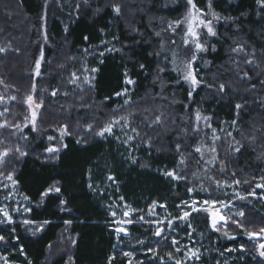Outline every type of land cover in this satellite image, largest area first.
<instances>
[{
    "label": "trees",
    "instance_id": "1",
    "mask_svg": "<svg viewBox=\"0 0 264 264\" xmlns=\"http://www.w3.org/2000/svg\"><path fill=\"white\" fill-rule=\"evenodd\" d=\"M113 3L121 5L120 16L114 15ZM197 3L205 8L207 0H197ZM43 7L44 0H0V48L5 49L0 52V80L4 81L0 84V93L16 96V101L7 105L10 110L7 118L20 122L28 115L24 100L33 91L37 101H43L39 132L25 129L29 140L26 144L21 142L28 155L18 160L10 157L0 168L5 174L13 172L19 194L29 198L28 208L32 209L24 215L15 216L13 224H0V235L6 237V242H0V250L8 264H28V260L32 264H108L110 256L115 257L112 264H128L129 259L132 264H160L151 253L146 252L147 245H136V238L153 243L159 240V255L167 261L168 252H173L177 258L182 256L169 247L173 236L180 241L181 247H192L195 241L200 242L203 264H217V261L220 264H264L254 242L249 241L235 226L232 234L236 239L227 241L211 229L210 218L205 213H193L191 216L190 222L195 229L191 239L186 234L190 231L187 226L180 232L177 230L181 228L179 222L174 225L176 231L165 232L169 237L167 241L153 237L149 225L141 222L128 225L130 236L118 241L113 231L116 225L111 223L114 218L108 208L112 204L122 205L119 197L123 196L124 202L132 209L142 210L134 214L135 218L143 215L145 220H155L147 214L153 201L167 205L166 210L158 207L157 214H160L157 219L169 214L172 217L181 215L176 205L190 199L187 188L191 185L172 181L163 176L161 170L176 166L177 135L185 126L184 120L199 108L204 114L212 116V124L217 129L223 127L233 131L229 124L234 119L238 120L239 132L233 131V135L244 147L239 153L231 155L226 154L225 148H219L227 169L221 173L219 169L208 166L209 175L232 184L231 174L235 172L236 179L249 181L228 187L229 195L223 200L235 201L233 212L238 209L245 211V224L250 230L264 227V189H255L254 196L259 197L257 200L248 195L256 184L264 183L260 179L264 176V107L259 103L264 98V89L258 83L264 79V60L260 59L264 54V13L260 12L255 0H213L215 11L230 19L219 25V35L214 41L216 51L209 50L205 59L211 63L200 73L209 85L224 82L229 86L226 94L220 96L202 85L193 93L192 101L187 97L186 85L181 83L174 87L176 77L170 71L156 79L158 58L155 53L160 51V40L154 33L159 30L161 20L181 16L185 11L184 3L166 7L164 0H73L72 6L65 8L61 14L57 8H52L47 25L49 44L45 49L42 77L34 81L31 67L40 56L38 39ZM76 8L78 11H75ZM113 36L119 37V40H113ZM102 40L111 42L107 44L108 48L115 47L121 51H106ZM236 43H245L249 50L255 49L260 67H244L253 77L251 83L257 85L256 91L248 90V83L238 81L231 70L230 49ZM101 51L105 52L103 57L99 56ZM141 63L145 65V70L140 69ZM83 68L97 69L92 76L94 79L91 78L88 86L72 87L69 82L71 74L77 72L80 75ZM126 70L136 81L134 85L124 83ZM162 87L163 95L167 97L165 100L158 97ZM124 88H128L132 100L138 102L130 112L139 113L134 124L152 138L150 152L141 144L138 150L130 153L117 141L111 138L102 140L87 130L88 124L99 127L114 115L112 110L123 103V98L115 93ZM54 91L56 95H52ZM153 96L157 97L154 101L151 99ZM238 103L244 107L237 116L235 105ZM185 105H190L187 111ZM145 108L153 112L157 109L165 111L175 124L170 122L165 131L145 128L141 123L143 116L151 114L144 113ZM123 111L128 113V109ZM123 111L116 115H121ZM178 121L180 125L177 127ZM65 125L70 134L61 141L59 130ZM255 129L260 131H255L257 139L252 143L247 137ZM240 133L244 134V138ZM49 135L57 139L49 141ZM180 135L187 154L192 151L187 146L196 144L197 137L190 136L185 140ZM0 138H6L9 146L17 142L7 130L0 133ZM77 140L81 143L78 144ZM58 144L67 147L53 156H47L45 149ZM129 155L138 158V162L130 163L127 159ZM196 159L193 154L188 161L194 171L197 169ZM108 175H113L116 182L108 180ZM198 175H204L203 170ZM0 179L4 177L0 176ZM205 183L211 184V181L205 180ZM55 187H59L60 191H50L41 203V194ZM236 190H241V195L249 200L241 202L233 199ZM198 193H192L191 198L203 200V194ZM61 200L66 203L62 205ZM115 210V219H119L120 208ZM25 219L33 223L25 225ZM44 221L50 223L33 235V231ZM65 221L71 223L65 224ZM72 239L76 240L75 245ZM241 244L246 246L245 252L227 251L239 249ZM133 245H136L135 249ZM20 248H23L27 259L21 255ZM125 251H132L133 256L125 257L122 254Z\"/></svg>",
    "mask_w": 264,
    "mask_h": 264
},
{
    "label": "snow or ice",
    "instance_id": "2",
    "mask_svg": "<svg viewBox=\"0 0 264 264\" xmlns=\"http://www.w3.org/2000/svg\"><path fill=\"white\" fill-rule=\"evenodd\" d=\"M87 2V0H85ZM257 7L260 12L264 13V0H255ZM166 6V5H165ZM185 12L183 16L175 21L167 22V27L162 28L160 30L155 31V36L160 38L162 32H168L172 37L169 40V44L173 47H166L163 39L161 38L159 42L160 51L156 52L155 55L158 58L157 64V74L156 79H160V77L171 71L176 74V81L174 87L180 85L181 83L188 85L187 97L189 101L193 99V93L200 86H204L206 88L214 90L216 95L223 96L226 94L228 89V84L221 82L218 85L213 84L209 85L204 81L203 76L199 70V61L202 59V55L206 54L209 50L215 52L216 47L214 44H211L210 41L212 38L218 37V32L216 30V25L219 24L222 20H227L230 18H226L217 13L213 7V0H207V5L205 8H201L198 6L197 0H184ZM114 15L120 16L121 14V5L118 3H113L111 5ZM259 15V13H258ZM177 30H179V35L181 36V45L180 50H177L174 46L176 45L175 36L178 34ZM103 31V30H102ZM46 38V37H45ZM85 40L88 37H84ZM113 40H119V37L113 36ZM102 44L105 45L106 51L112 52L121 51L120 49H116L115 47L108 48L107 44L111 43L110 41L102 40ZM5 49L0 48V52H4ZM87 52V49H85ZM105 52L101 51L99 56L103 57ZM261 60H264V54L260 57ZM103 62V61H101ZM211 62L204 61L205 66L207 67ZM229 63L232 65L231 70L234 73L235 78L238 81L247 82L249 85L250 91H256L257 85L251 83L253 77L249 75V72L246 70L244 66L248 67H256L259 68L260 65L257 63V56L255 49L249 50L245 43H236L230 49V61ZM141 70H145V65L141 63L139 65ZM40 69V60L36 61V74L39 75ZM83 72L87 73H95L97 69L95 68H83ZM72 79L69 81L70 83L75 84L77 81L81 80V76L77 75L76 72L71 74ZM124 83L126 85H134L136 83L129 75L127 70L124 73ZM94 79V77H92ZM83 82L86 84H91L92 80L89 79V76L83 77ZM4 81L0 80V84H3ZM261 89H264V79L258 81ZM33 89H35V85L33 84ZM178 90V89H177ZM52 95H56L54 91ZM116 96L123 97V103L120 104L116 109H113L114 115L106 122H104L99 127H96L94 124H88L87 130L89 132H93L96 137L107 141L109 138L117 141L122 144L130 153L138 150L139 145L143 144L147 147L149 152L153 146V140L151 137L147 136V133L144 130L135 125L133 123L135 117L139 114L137 112H128L127 115H116V113H120L123 110H127L132 108L134 104L138 103L132 100V93L128 88H124L122 91L115 93ZM160 99H167L163 95V87L161 92L158 94ZM107 99V98H106ZM154 101L157 99L156 96L151 97ZM173 102L175 101V91L173 92ZM10 101H16L15 95H5L4 93H0V106L2 110H0V133L3 130H7L9 135L12 137H16V143L11 144L6 143V138H0V168L3 167L5 162L10 158L14 157L15 159H20L24 156L28 155V151L24 146H22L21 142L24 144L29 140V136L25 133V129H29L31 132H39V128L37 127V111L42 106L43 101L36 102L32 94H29L24 103L28 105V108L31 110L30 115H26L23 117V120L20 122H14L7 118V115L10 114V110L8 108V104ZM260 106L264 107V98H261L259 101ZM190 105H185V111L188 110ZM244 105L236 104L235 108L237 110V116L239 115L240 109H242ZM144 113H151L150 115H144L141 123L147 129H152L153 131L159 129L161 131H165L167 129V125L171 123H175V120L171 118L169 115L165 113V111L157 109L153 112L150 108L143 109ZM184 119V118H182ZM212 116L206 115L204 112L197 108L193 115L187 117L184 120L185 126L180 128L179 132L182 134L183 138L187 140L190 136L192 137H200V140L197 141L194 145H188L192 151L185 154V145L181 143V135H177L176 143H175V152L177 154L176 166L172 169L165 168L161 170V174L172 181L175 182H184L186 184H190L187 188V193L190 196L189 200H182L180 204L176 205V207L180 210L181 215L172 217L170 214L163 219H155V220H145L143 215L138 218L134 217L136 212L142 211L139 209H132L130 205L124 202L123 196L119 197V200L122 205H109L110 215L114 218L111 223L115 224L116 227L113 229L116 238L118 241L122 240V237H129L130 232L128 229V225H132L134 223H146L152 229L151 235L153 237H157L160 240L167 241L169 239L168 236L165 235L166 231H176L174 225L176 222H179L181 226H187L186 234L189 239L192 237V232L195 231L193 225L190 222V218L193 213L204 212L209 214L210 216V227L213 231L221 232L223 230V234L229 239L235 240V235H229L228 229L230 226L234 225L236 229L240 230L243 235L247 237L249 241L254 242L255 250L258 253L259 257L262 261H264V227H260L259 230H250L249 227L245 224V211L243 209H238L235 212L232 211L235 208V205L232 204L231 200H220L213 198L212 193L216 190H220L223 187H232V185L239 186L241 183H249V181H241L236 179V173L233 172L231 175L233 177L232 184H227L226 181H222L216 179L215 175H209L210 169L208 166L215 167L219 169L221 173L225 172L227 169V164L224 162V159L220 156L218 149L223 147L226 150L227 155H231L234 153H239L244 145L240 140H237L233 135V131L239 132L238 120L234 119L230 122L229 128L233 131H229L223 127L217 129L212 126ZM226 123V122H225ZM255 131H260L259 129H255L253 134L247 139L252 143L256 142ZM59 139L62 141L65 135H69L67 125L63 126L60 130ZM143 133V135H142ZM202 134V135H201ZM241 137L244 138V134L240 133ZM49 141L57 139L52 135L47 137ZM77 143H81V140H77ZM87 143V141H84ZM61 147L66 148L67 145H61ZM167 147V146H164ZM61 148L49 146L45 149L48 153H58ZM195 154L197 157L196 164L197 169L192 170L189 165V159ZM207 156V159L205 158ZM127 159L130 160V163L136 164L138 162V158L134 155H129ZM143 166V165H142ZM203 170L204 175H198V172ZM0 176L4 177L5 181H10L13 186H15L18 182L14 179L13 172H8L5 174L4 171H0ZM108 180L113 183L116 182V179L113 175H108L106 177ZM262 181H264V176L260 177ZM205 180L211 181V184H206ZM0 185L3 188L7 189L8 184L0 181ZM89 187L92 188V185L89 184ZM256 188L264 189V183L256 184ZM53 189H49L41 194V203H43V198L46 197L50 191ZM56 192L60 191L59 187H55ZM205 192L207 193V198L202 201H198L194 198H191L192 193L194 192ZM248 195H256L255 189H253ZM5 200H8L9 197L6 195L4 197ZM25 200H28V197H24ZM233 199H238L240 201H244L247 199L246 196L240 195L238 192L234 193ZM66 203L61 200V204ZM117 207L120 208V218L115 219L117 217V211L115 210ZM159 207L162 209H167L166 204H160L157 201H153L149 206L148 215L154 216L155 209ZM212 209L211 211H209ZM225 210L227 213L225 214ZM12 211L21 213V208L16 207L12 209ZM32 209L25 207L23 208V213L31 212ZM15 221L11 212L9 211L8 205H4L0 207V224H13ZM25 225H30L33 222L25 219L23 221ZM50 223V221H44L43 224L39 225L35 231H33V235L36 234V231H40L43 229L45 224ZM71 221H65V224H70ZM0 242H6V237L4 235H0ZM72 244H76V240L72 239ZM136 245L145 246L146 252L151 253L153 259L158 260L160 264H167V261H171L172 264H190L192 261H200L203 253L200 252L199 248H196L194 245L189 247L187 245L181 247L180 241L173 236L170 240L169 247L173 248L176 253L183 252L182 258H177L173 252L167 253V261H165L164 257L159 255L158 245L159 240H156L154 243L150 242L144 238H136ZM136 245H133V249H135ZM51 248V245L48 246ZM115 247V245H114ZM246 246L241 244L239 249H227L229 252L240 251L245 252ZM21 255L25 256L27 259L26 253H24L23 248H20ZM125 257H132V251H125L122 253ZM223 256V252L220 253ZM114 256H110L108 258V264H112L114 260ZM71 260V257L69 258ZM0 260H4L5 264H8L7 258L4 256H0ZM28 264H32L31 260H28ZM128 264H132V260H128ZM217 264H220L217 261Z\"/></svg>",
    "mask_w": 264,
    "mask_h": 264
},
{
    "label": "rangeland",
    "instance_id": "3",
    "mask_svg": "<svg viewBox=\"0 0 264 264\" xmlns=\"http://www.w3.org/2000/svg\"><path fill=\"white\" fill-rule=\"evenodd\" d=\"M79 1L80 2H84L85 0H79ZM229 1H234V0H229ZM164 2H165L166 7H176V6L180 5V4H183L184 3V0H164ZM72 4H73V0H44L43 14H42V20H41V25H40V29H39V39H38V44H39V47H40V52H39L40 53V56H39V60H40L39 75L36 74V64L34 66L32 65V67H31V69H32L31 70V75L34 78V81H37L39 78L42 77V72H43L42 71L43 70L42 64L44 62L45 49H46V47L49 44L48 39H47V25H48V21L50 19V13H52V8H54V9L57 8L56 10L59 12V14H61V13H63L66 10L65 8H67L69 6H72ZM75 11H78V8H76ZM184 12L181 14V16H178L177 18H174L172 20H169V19H163V20H161L159 30L162 29V28H166L167 27V22L175 21V20L180 19L183 16ZM15 20H16V18H15ZM222 23H225V21L222 20L219 24L216 25L217 32H218L219 25H221ZM177 33L178 34L174 37L175 38V41H176V45L174 47L177 50H180L181 36L179 35V30H177ZM161 38L163 39V42L165 43L166 47H173L172 45H170L168 43L169 40L172 38L168 32H162L161 33V37L159 38V40H161ZM217 38L218 37L212 38L211 41H210V43L211 44H214V41ZM207 53L206 54H203L202 55V59L198 62L199 63V70L200 71L202 70V68H205L204 61L206 60L205 58H206ZM171 73L176 77V74L175 73H173V72H171ZM79 76H81V80L77 81L75 84L70 83V85L72 87L73 86L83 87L84 85L85 86L90 85V84H86V83L83 82V77L84 76H89V79H91L92 76H93V73L90 74V73H87V72H84V73L82 72V74H80ZM184 85H186V87L188 88V85L187 84H184ZM32 95L34 97V100L36 102H38L37 101L38 99L35 98V92L34 91H33ZM25 106H26V108L28 110V115H30L31 110L28 108V105L27 104H25ZM2 107L3 106H0V110H2ZM41 108H42V106L39 109H36V111L38 113V115H37V127H38V123H39V120H40ZM135 108H136V104H135ZM130 110H132V108H129L128 109V112H130ZM126 113L127 112L124 113V111H123L121 115H126ZM0 119H2V118H0ZM133 123H134V121H133ZM179 125H180V122L178 121V123L176 124V126L178 127ZM212 126L214 127L213 124H212ZM197 140H200V137H197ZM53 147H59L61 149L64 148V147H61V144H58L57 146H53ZM46 154H47V156H53V154H55V153H48V152H46ZM205 158L207 159V156ZM0 181H3L4 183H7L8 184V188L7 189L3 188V186L0 185V197H3L2 199H0V207H3L4 205H8L9 211L11 212L13 218L15 216H18V215L21 216V215L26 214V213H23V208L28 207L29 200H25L24 199V196H22L21 194H19L16 185L13 186L10 181H5L4 179H0ZM206 181H208V180H206ZM54 189L51 192H56ZM241 189L242 190H246V188H241ZM254 189H256V187H254ZM258 189L262 190L261 188H258ZM238 190H236V192H238L241 195V190L240 191H238ZM228 192H229L228 187H223L220 190L214 191V193H212V196H213V198L223 200L225 198V196H228L229 195ZM198 194H203V198L204 199L207 198V193H205L203 191L199 192ZM6 195L9 197L8 200H5L4 199V197ZM252 198H255V200L259 199V197H257V196H252ZM247 200H249V199H246L244 201H247ZM198 201H202V199L201 198H198ZM236 201H240V200L236 199ZM244 201H241V202H244ZM262 203H264V198H262ZM16 207H20L21 208V213H17V212L12 211V209H14ZM211 210L212 209H210L209 211H211ZM157 211H158V207L155 209V213L156 214L154 216H149V215L148 216L150 218H152V219H157L158 216H159L158 214H160V213L157 214ZM225 212H227V211L225 210ZM202 213H204V212H202ZM205 214H207V213H205ZM226 214H228V213H226ZM207 215L209 216V214H207ZM209 218H210V216H209ZM185 226H186V224L183 225V226H181V228H178L177 230L180 232L181 229L185 228ZM233 227H234V225L230 226V228L228 229L229 235H233L232 234ZM166 232H168V231H166ZM214 232H216V231H214ZM217 233L221 234V237L224 238V239H226L227 241L232 240V239H229L228 237H226L223 234V230L221 232H217ZM194 246L196 248H199L200 249V252L202 253L201 243L200 242L195 241L194 242ZM180 254H182V256L180 257V258H182L183 257V252L180 253ZM0 256H2V251L1 250H0ZM202 257H203V255H202ZM202 257H201V260L200 261H192V262H190V264H203V263H205V261H203V258ZM0 264H5L4 260H0ZM167 264H172V262L171 261H167Z\"/></svg>",
    "mask_w": 264,
    "mask_h": 264
}]
</instances>
